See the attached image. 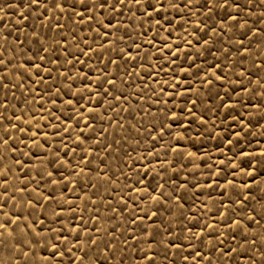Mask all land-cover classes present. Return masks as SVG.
Returning <instances> with one entry per match:
<instances>
[{
	"label": "snow or ice",
	"instance_id": "1",
	"mask_svg": "<svg viewBox=\"0 0 264 264\" xmlns=\"http://www.w3.org/2000/svg\"><path fill=\"white\" fill-rule=\"evenodd\" d=\"M253 7H259L261 11L258 20L250 23L249 17L255 14ZM10 12L19 15L15 36L5 20ZM0 13H2L0 14V88L7 89L13 77L17 79V82L12 84L13 88L24 87L23 81L26 78L34 85L48 84V81L52 80V72L55 70L57 77L63 78L66 82L63 88L55 85V81H53L46 90H37L36 88L29 90L35 92L41 99L48 96L50 102L55 105L57 99L62 100L63 96L69 95L64 91V88L71 89L76 80H80L83 85L76 92L70 93L73 98L62 100L72 111L79 114L76 117H68V119L76 121L75 129L71 124L64 128L57 125L53 127L50 134L46 131L42 132V128L49 127L50 121L45 124L40 122L49 116L60 121V117L53 116L52 110L45 109L43 104L38 109L39 119L35 113H31V110L29 119L23 110L20 115L13 111L10 116H5L4 112L9 108L7 97L4 101H0V108L4 110L0 112V149L3 150V153L8 154L0 153V162H5L9 158L12 160V164L0 167V264H125V257L122 253L126 249L121 246V243L139 253L137 259L130 261L129 264H157L161 253H163L161 264H176L175 259H169V252L172 249H175V252H172L173 257L179 255L180 264H213L212 253H218L217 264H241V260H245L246 264H264V190L260 189L261 182L258 179V176L264 175V172L257 173L256 165L251 159L255 155L264 157V151L259 153L240 151L237 153L238 160L230 158L228 164L232 168V179H225L222 183L219 176L223 169H217L216 173L209 175L204 185L199 183L193 185L197 188L207 187L221 190L218 194L222 199L219 200V207L214 213L205 202H201L199 208H195V203H193L192 207L185 210L184 197L179 192L187 190V178L183 182L177 183L172 191L165 194L164 184L153 185L151 183L149 178L151 169L144 168L143 172L137 169L136 185L140 187L129 189V192H136V199H133L131 195L125 199L122 195L117 204L108 209L113 214L119 212L121 220L127 213L128 222L135 227L127 236L121 233V236H124L122 242L115 235L119 231L118 226H113L111 232L105 229V234L112 236V239L103 244L98 238L101 228L97 226V223L101 216L99 209L96 208L95 200L89 198L88 203L91 204L94 212L85 220L83 213L88 211L87 206L80 208V212L77 213L78 206L74 205L70 198L65 197L61 202L54 194L57 186L62 193L74 192L80 186L79 181L69 179L64 175L53 179L52 171H47L44 174L37 172L36 175L39 176V180H37L28 171L32 165L22 159L26 156H37L39 159L37 153L33 152V148H37L43 149L45 154L53 152V158L48 163L73 167L72 162L66 158L70 152L73 155L76 154V147L65 143L64 138L71 131L78 130L73 144L79 146L82 153L80 161L75 165L80 170L73 171L70 175L79 177L87 170L85 173L87 186L93 189L97 187V184L91 182L90 174L92 173L96 174L97 181L103 179L109 183L118 182L99 165L93 166L95 150L90 145L87 148L83 147L89 140L84 129H95L93 114L98 113L101 108L109 111L115 109V105L111 101H123L127 104L133 95L143 99L142 93L145 89L150 91L156 104L165 106L164 120L159 121L158 124L153 120L149 122L148 126H144L147 127L151 141L155 144L157 140L162 141L163 137L168 135L172 138L169 141L171 153L174 157L179 154L183 158L184 152L180 141L188 133L193 120L183 123V127L178 129L175 137H172L171 129L173 122L180 125L188 117L197 118V113L194 110L199 100H184L185 96L194 93L190 83L181 88V82L186 79L188 81L195 79L193 69L197 73L201 71V65L196 61L203 51H207L214 59L204 69L203 75L199 77L201 88H210L215 82H221V87H223L224 81H227L229 85L238 83L239 92L236 88H228L225 89L223 96L216 92L214 96L208 97L210 100H220V104L216 105L217 108H235L236 104L246 107L244 102L239 99V94L250 93L251 96H256L257 90H259L260 103L253 107L257 111L264 108V74H261V70L264 69V58L260 59L259 64L253 61V66L257 69L256 72L243 70L241 64L242 70L236 82L230 80L227 74V72H233V69L228 66L235 64L234 59H229L230 54L239 57L240 61L247 59L249 46L256 36L260 37L257 47L264 45V0H258V2L257 0H3V4H0ZM189 16L197 17V19L194 22L185 19ZM60 17H66L75 25L86 23L91 25L95 22V32L100 37V39L94 40L97 48L88 45L84 37H80L75 45L79 48L80 43H84L86 47L80 49V56L89 59H91V54L100 50V56L97 59L104 67L90 66V71L94 68L98 73L95 78H92L88 72H82L79 69L77 70L79 75L69 74L70 70L67 68L64 71L59 70L65 65L74 67L75 64L83 66L87 63V60H81L80 56L69 51V36L71 41H77V37L73 30H69L68 35H63L67 25L59 23ZM29 19L41 20V28L45 27L44 19H55L56 31L61 33L60 39H57L56 35H49L48 32L36 31L35 26L27 23ZM145 20L154 21L157 28L161 30L164 25H168L173 30L177 25L182 27L183 24L192 23L193 26L190 33L187 28H183L184 35L179 37L178 43H170L165 39L157 45L156 36L153 35L145 42L137 43L133 39L131 45L127 44V39H132V31L137 26L142 28ZM209 20L213 22L210 24ZM257 23L260 24V27L256 26ZM29 28L32 29L30 33L27 31ZM130 29L132 31H129ZM150 31L151 27L144 30L141 35L147 36ZM116 33L123 34L116 35ZM21 35L25 38L21 39ZM171 35L172 32L169 31L168 36ZM9 37H13V39L10 40ZM246 39L249 41L248 45L245 44ZM119 43H123L125 46L117 47ZM145 43L156 48V52L159 54L158 58L163 63L172 66V79L158 82L156 76L160 72H164L163 65L158 69H152L149 65L150 70L147 71L146 77L137 74L143 84L140 91L125 93L122 89H116L114 92L116 73L121 70V60L126 64L140 61L139 66L143 67L144 59H152V53L144 48ZM181 44L186 47L181 48ZM217 45L219 46L217 47ZM133 46L136 50L135 55L132 51ZM213 47H216V51L223 56L226 63L212 51ZM142 49L143 56L140 55ZM182 52L184 63L178 65L177 61L181 60ZM105 53H116V56L115 58L106 57ZM257 55L259 54L257 53ZM50 65L52 67H49ZM109 65L113 68L111 72L108 71ZM176 67H180V73L175 72ZM208 69H211L210 73ZM123 75L130 78L134 72L125 68ZM233 75H235L234 72ZM243 77H247L246 84L240 82V78ZM147 79L152 80V84L159 87V93L156 88L146 83ZM123 83L131 87L132 82L128 80ZM253 84H255L254 87ZM52 87H55L54 92L51 91ZM232 93L237 94L235 103ZM85 94H88V100L87 104L82 107L80 101L85 99ZM161 96L167 98L162 100ZM109 97H111V101H109ZM177 97L180 98L179 101ZM225 98H227V103H224ZM85 108L87 114H85ZM120 111L129 112L131 109L121 108ZM138 111L140 110L138 109ZM144 114L151 115L153 118L156 116V112L151 111V105ZM13 118L16 123L12 122ZM237 118L241 124L244 123V118L239 113H237ZM111 119L110 117V123ZM198 119L200 125L207 124L202 113ZM260 119H264V113H261ZM81 121L84 125L83 128L80 127ZM251 123L252 117H249L248 124ZM117 124L119 127H123L120 121H117ZM17 132L23 133L31 140V144H27L23 139L19 140L20 143H25L28 152H23L17 147L15 142L18 137L14 135ZM106 132L107 129H104L101 135ZM153 132L156 134L153 135ZM235 135L239 137L240 132ZM53 138H59L63 148L67 151L61 152L59 148H53L50 144L45 148V144H48ZM173 141H175L174 144ZM93 142L100 143L98 139ZM114 143L118 144L119 140ZM139 143L140 141L137 139V144ZM228 143L231 144L232 141H228ZM112 147V143L107 144L105 152H108ZM17 153L19 155H16ZM146 155L156 156L159 155V152L153 147L146 152ZM188 155L192 156L194 153H188ZM129 158L131 157L129 156ZM141 158L143 159V156ZM100 162L103 163V160L101 159ZM164 163L166 164L167 160ZM220 164L227 167L223 160L220 161ZM260 166L264 168V162H261ZM240 173L248 177L247 181L239 185L246 194L236 193L235 200L232 199V195H228L225 200V194L236 189V176ZM10 176L19 183H10ZM45 183L51 185L53 190H43ZM31 184H34L35 187H30ZM69 184L71 188L68 187ZM145 197L152 201L153 205L163 206L175 203L180 209L179 217L182 218V221L177 218V224L180 225L178 230L170 226L171 221L169 224H165L164 220H157V217L162 215L159 207L145 211L143 215L129 212V203L133 209H136L138 200L145 199ZM209 199H211L210 193ZM249 200L259 203L260 210L257 211L253 205L248 204ZM236 204L247 208L250 214L240 216L238 210L233 207ZM109 205H111V201H109ZM164 210L168 215H171L170 208ZM209 217L212 220L211 223ZM108 219H115V215L109 216ZM202 219L203 223H201ZM88 221L92 222L91 228ZM197 228L198 230H194ZM125 231L128 229L126 228ZM184 232H187L188 235H183ZM227 240L234 241L235 246H226ZM193 242H196L195 245Z\"/></svg>",
	"mask_w": 264,
	"mask_h": 264
},
{
	"label": "rangeland",
	"instance_id": "2",
	"mask_svg": "<svg viewBox=\"0 0 264 264\" xmlns=\"http://www.w3.org/2000/svg\"><path fill=\"white\" fill-rule=\"evenodd\" d=\"M0 4H3V0H0ZM260 11L261 9L259 7H253V12L255 14L252 17H249L250 23L252 21L258 20ZM220 14L222 15L223 13L221 12ZM125 15H127V13H125ZM172 15H175V13H172ZM185 19L194 22L197 17L189 16L185 17ZM5 20L7 22L8 28L13 31V36H15V28L17 26L16 22L19 20V15H14L10 12ZM113 22L115 23V21ZM212 22V20L208 21V23L210 24ZM27 23L29 25L35 26L36 31L48 32L49 35H56L57 39H60L61 33H58L56 31L55 19H44V28L40 27L41 20L39 19H29ZM59 23L62 25H67V27L63 31V35H68L69 30H73L77 37V41H71V37L69 36L70 52L74 53L77 56H80V49L86 47L84 43H80L79 48L75 46L80 37L86 38L87 44L91 45L92 48H97V44L94 42V40L100 39V37L96 35L95 22L91 23V25L87 23L83 25H75L66 17H60ZM192 26V23L183 24L182 27L180 25H177L173 30L168 25H164L163 30H161L157 28L154 21L149 22L145 20L142 28L137 26L134 31H132L131 29L129 30L132 31V39L126 38L127 44L131 45L133 39L137 43L145 42L148 39H151L153 35L156 36L157 45L162 43L165 39H167L170 43H178L179 37L184 35L183 28H187L188 32L190 33L192 31ZM256 26L260 27V24L257 23ZM149 27H151V31L148 33V35H141V33ZM27 31L30 33L32 29L29 28L27 29ZM169 31L172 32L171 36H168ZM122 34L123 33H116V35ZM24 38L25 37L21 35V39ZM9 39L11 40L13 39V37H9ZM109 39H111V37H109ZM259 40V36H256L252 40L249 46V54L247 59L240 61L239 57H234V54L229 55V59L235 60L234 65L228 66L229 68H232L233 72L235 73V75H233V72H227L230 80L234 82L237 81V77L242 70L241 64L243 65V70L245 71H257V69L253 66V61L259 64L260 59L264 58V45L257 47V41ZM61 43H63L62 40ZM245 44H249V41L247 39L245 40ZM124 46L125 45L123 43H119L117 45V47ZM218 46L219 45H217V47ZM185 47V45L181 44V48ZM144 48H147L148 51L152 53V59H144L143 67L139 66L141 63L140 61H133L126 64L123 60H121V70L116 73V86L113 89L114 92L116 89H122L125 93H135L140 91L143 87V84L142 81L138 79L137 74L146 77L147 71L150 70L149 65H151L152 69H158L161 67V65H163L164 72H160L159 75L156 76L158 82L172 79V66L170 64L163 63V61L158 58L159 54L156 52V48L146 43L144 44ZM132 51L135 55L136 50L134 46ZM212 51L215 52L217 56H220L221 60L226 63V61H224L223 59V56H221V54L216 51V47H213ZM257 53L259 55H257ZM9 55H11V53H9ZM140 55H144L143 49L141 50ZM183 55L184 54L182 52L181 60L177 61L178 65L184 63ZM99 56L100 50L98 49L96 53L91 54V59L80 56L81 60H87V63L85 65L82 66L80 64H75L74 67L73 65H65L59 70L64 71L65 68H67L70 70L69 74L79 75L77 71L79 69L82 72H88L92 78H95L98 73L94 68L90 71V66L95 65V67L99 68L104 67V65L99 63L97 59V57ZM105 56L115 58L116 53H105ZM213 59L214 57L212 55H210L207 51H203V54L196 61L197 64L201 65V71L197 73L196 70L193 69L192 71L195 75V79H192L191 81H188L186 79L181 82V88H183L185 84L190 83V86L194 93L185 96L184 100H199V103L194 110L197 113V118L193 119L192 117H188L180 125H177L174 122L172 124V137H175L177 135L178 129L183 127V123H187L188 120H193L188 133H186L184 135V138L180 141L182 151L184 152L183 158H181L179 154L174 157L171 153L169 149V141L172 138L168 135H165L162 141L157 140L155 144H153V142L151 141V138L148 135L147 127L144 126H148L149 122L153 120H155L157 124L159 123V121L164 120L165 106L163 104H156L155 98L151 97L150 91L145 89L142 93L143 99H140L139 97L133 95L129 99L127 104H125L123 101H111V97H109V101H111L115 105V109L109 111L105 108H101L98 113L93 114L95 118V129H84L85 134L89 137V140L83 145V147L87 148L90 145L95 150L93 152V166L99 165L102 170L107 171L108 174L116 178L118 182L109 183L103 179L97 181L96 174L92 173L90 174L91 182L97 184V187L93 189L87 186L85 175L87 170H85V173H81L79 177H72L70 175L73 171L80 170L78 167H75V165L80 161V155H82V153L80 151V147L73 144L78 130L71 131L64 138L65 143H68L70 146L76 147V154L73 155L70 152L68 157L66 158L72 162L73 167L61 164H50L48 163V161L53 158V152L50 151L45 154L43 152V149L33 148V152L37 153L39 159H37V156L22 157V159L32 165V167L28 169L29 173L37 180H39V176L36 175L37 172L44 174L47 171L53 172V179H58L60 175H64L69 179L78 180L80 186L77 187L74 192L62 193L59 190V186H57L54 194L61 202H63L65 197L70 198L73 204L78 206L76 208L77 213L80 212V208H84L85 206H87L88 211L83 213L85 220H87L89 215L93 214L94 212V209L91 204L88 203V200L89 198L95 200L96 208L99 209V213L101 216V219L97 223V226L101 228V232L98 237L101 241V244L112 239V236L105 234V229L111 232L113 226H118L119 231L116 232L115 235L119 237L120 241L122 242L124 236L129 235L132 229L135 227L128 222L127 213L124 215L123 220H121L119 212L113 214L108 209L111 206H115L122 195L125 197V199H127L128 195H131L133 199H136V192H129V189L140 187L139 185H136L137 169H139L141 172L144 171V168L151 169V171H149V178L151 179V183L153 185H156L158 183L164 184L163 191L165 192V194L172 191L177 183L183 182L185 178H187V190L179 192V194L184 197L185 210L188 207H192L193 203H195V208H199L201 206V202H205L208 208L211 209L214 213L219 207V200L222 199V197H220L218 194L221 190L215 188L209 189L207 187L197 188L193 187V185L197 183H199L200 185H204L209 175L216 173L217 169H223L220 172L219 176V179L222 183L225 181V179H232V168L231 165L228 164L230 158L238 160L239 158L237 156V153H239L240 151L255 153L264 151V119H260L261 113H264V108H260L259 111H257L256 108L253 107V105H258L260 103L258 99L259 90H257L256 96H251L250 93L239 94V99L244 102L246 107H242L240 104H236L235 108H217L216 105L220 104V100H210L208 98L209 96H214L216 92H219L220 95L223 96L225 89L228 88H236L237 92H239V88L238 83L229 85L227 81L223 82V87L220 86L221 82H215L210 88H201L199 77L203 75L204 69L207 68L208 64L213 62ZM45 63L47 62L45 61ZM133 65H135V67H133ZM49 67L52 66L50 65ZM125 68H127L129 71H133L134 75L130 78L124 76L123 70ZM112 70V66L109 65L108 71L111 72ZM225 71H227V69H225ZM165 72H167V75H165ZM175 72L180 73V67H176ZM208 72L210 73L211 69H208ZM261 74H264V69L261 70ZM181 75H183V73H181ZM128 80H131L132 82L131 87L123 83V81ZM53 81H55V85H58L62 88L66 83L63 78L57 77V72L55 70L52 72V80H49L48 84L34 85L29 79L26 78L23 81L24 87L13 88L12 84H15L17 82V79L15 77L11 78L9 87L7 89L0 88V101H4L5 97H7V102L9 104V108L6 112H4V115L10 116L13 111H15L17 115H20L21 110H23V112L29 119L31 118V113H35L37 119H39L38 109L40 108V105L43 104V107L45 109L52 110L53 116H59L60 121L52 119L51 116L47 117L46 120L40 122L41 124H45L50 121L49 127L42 128V132L46 131L50 134L53 127L57 125L60 128H64L71 124L73 126V129H75L76 121L70 120L68 119V117H76L79 114L72 111L65 103L62 102V100L66 101L67 99L73 98L70 93L76 92L78 88H81L83 86L80 80H76L73 83L71 89L64 88V91L68 92L69 95L63 96L62 100L57 99L55 105L50 102L48 96H45L43 97V99H41L36 95L35 92L29 91L31 88H36L37 90H46L48 89V86L53 83ZM240 82L246 84L247 77L240 78ZM84 83H87V81H84ZM146 83L156 88L157 93L160 92L159 87L156 84H152V80L147 79ZM254 86L255 84H253V87ZM197 90L199 91L197 92ZM51 91L54 92L55 87H52ZM160 98L163 100L167 97L161 96ZM232 99L235 103L237 99L236 93H232ZM33 100H35L36 102L33 103ZM87 100L88 94H85V99L80 101L82 107L87 104ZM177 100L179 101L180 98L177 97ZM25 101H27V104H25ZM227 102V98H225L224 103ZM182 103L183 102L181 101V105ZM149 105H151V111L156 112L155 118H153V116L151 115L144 114L148 111ZM121 108H130L131 111L121 112ZM138 109L140 111H138ZM158 109L159 111H157ZM3 111L4 110L0 108V112ZM201 113L204 115V118L207 121L206 125L199 124L198 117ZM237 113H239V115L244 118L243 124H241L239 119L237 118ZM85 114H87L86 108ZM110 117L112 118L111 123L109 122ZM249 117H252L251 124H248ZM117 121H120L123 124L122 128L118 126ZM257 121H259V123H257ZM12 122L16 123L14 118ZM80 127H84L82 121L80 122ZM104 129H107V132L101 135V132ZM237 132H240L239 137L235 135V133ZM152 134L155 135L156 133L153 132ZM14 135L18 137L17 141L15 142L17 147L23 152H28V147L25 146V143H20L19 140L23 139L27 144H31V140H29L28 137L23 133L17 132L14 133ZM97 139L100 141V143L98 144L93 142ZM137 139H139L140 141L139 144H137ZM116 140H119L118 144L114 143ZM228 141H232V143L229 144ZM109 143H112L113 147L108 152H105V146ZM174 143L175 141H173V144ZM49 144L53 148H59L61 152L67 151V149L63 148L59 138L50 139L49 143L45 144V148L49 147ZM153 147L158 150L159 155L147 156L146 152L151 150ZM0 153L8 155L7 153H3L2 149H0ZM188 153H194V155L189 156ZM16 155H19V153H17ZM129 156L131 158H129ZM142 156L143 159L141 158ZM101 159L103 160V163L100 162ZM251 159L256 165L257 173L264 172V168L260 166V163L264 162V157L255 155L251 157ZM165 160H167L166 164L164 163ZM221 160L225 161V165H227V167L220 164ZM10 164H12L11 158H9L5 162H0V167H5ZM142 165L144 167H141ZM130 168L132 169L131 171ZM13 171L15 172L14 165ZM213 179H215V176H213ZM258 179L261 182L260 189L264 190V175L258 176ZM247 180L248 177L243 173L237 175L236 189L234 191L230 190L228 193H226L224 199L226 200V197L228 195H232V199L235 200L236 193H239L241 195L246 194L245 190L240 189L239 185ZM10 183L15 184L19 183V181L10 176ZM29 186L35 187L34 184H31ZM68 187L71 188V185L69 184ZM43 190L52 191L53 189L51 185L45 183L43 185ZM209 193L211 194V199H209ZM109 201H111V205H109ZM248 204L253 205L257 209V211L260 210L259 203H254L252 200H249ZM155 207H159L162 213V215L157 217V220H164L165 224H169V222L171 221L172 223L170 226L178 230L180 225L177 224V218H180V209L176 206L175 203H172L171 205L164 204L163 206L153 205L152 201L147 200V198L145 197V199L138 200L136 209H133L131 203H129V212L143 215L145 211H149L150 209ZM233 207L238 210L240 216L250 214L248 213L247 208H244L239 204L233 205ZM165 208H170L171 215H168V213L165 212ZM37 212H39V209H37ZM112 215H115V219L109 220L108 217ZM180 220L182 221V218H180ZM209 222H212L210 217ZM201 223H203V219L201 220ZM88 224L91 228L92 222L88 221ZM126 228L128 229V231H125ZM194 230H198V228ZM225 232H227L226 229ZM121 233H124V236H121ZM183 235L186 236L188 235V233L184 232ZM205 239H207V237H205ZM193 243L195 245L196 242ZM121 246L126 249V251L122 253V255L125 257V264H129L130 261L137 259L139 253L133 251L132 248H129L126 245H122V243ZM226 246H235V242L227 240ZM172 252H175V249L170 250L169 259H175L176 264H180L179 255L173 257ZM77 254L79 255V253ZM217 256L218 253H212L213 264H217ZM162 259L163 253H161V256L157 259V264H161ZM241 264H246V261L241 260Z\"/></svg>",
	"mask_w": 264,
	"mask_h": 264
}]
</instances>
